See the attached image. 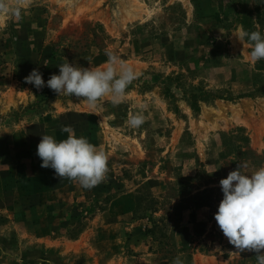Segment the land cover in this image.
I'll return each mask as SVG.
<instances>
[{"label": "rangeland", "instance_id": "rangeland-1", "mask_svg": "<svg viewBox=\"0 0 264 264\" xmlns=\"http://www.w3.org/2000/svg\"><path fill=\"white\" fill-rule=\"evenodd\" d=\"M255 1L27 0L21 19L0 14V264H236L251 253H236L214 216L221 179L238 164L264 167V61H250L233 22ZM106 50L138 74L119 106L92 109L24 81L38 69L46 84L65 62L103 67ZM169 75L211 96L198 111L181 92L171 101L150 85ZM64 126L108 156L91 190L41 167L42 135L64 140ZM218 132L246 136L249 153L222 158ZM138 190L153 211L136 209Z\"/></svg>", "mask_w": 264, "mask_h": 264}, {"label": "clouds", "instance_id": "clouds-1", "mask_svg": "<svg viewBox=\"0 0 264 264\" xmlns=\"http://www.w3.org/2000/svg\"><path fill=\"white\" fill-rule=\"evenodd\" d=\"M26 2L0 0V14L21 19ZM234 36L242 44L247 38L253 64L264 59V36L259 31L249 33L239 26ZM105 54L108 59L103 67H76L65 62L58 66L59 74L51 75L46 84L38 69H33L24 81L37 90L47 86L57 96L75 97L92 109L100 107L105 98L114 107L119 106L125 102L127 89L138 74L111 50ZM145 122L142 111L129 113L127 124L131 128L138 129ZM62 131L68 136L59 142L51 135H42L36 153L41 167L54 169L60 180L66 178L88 190L104 182L109 171L107 154L87 138H77L71 126H64ZM244 168L247 164H238L236 170L219 181L223 199L214 219L236 253L254 252L257 264H264V167L250 175L242 171ZM173 264H183L180 256Z\"/></svg>", "mask_w": 264, "mask_h": 264}, {"label": "trees", "instance_id": "trees-1", "mask_svg": "<svg viewBox=\"0 0 264 264\" xmlns=\"http://www.w3.org/2000/svg\"><path fill=\"white\" fill-rule=\"evenodd\" d=\"M255 5L253 7H247L243 4L236 7L233 17V22L239 23L241 26H243V29L249 33L253 31H259L262 35V29H264V3H262L260 0L255 1ZM262 5L263 7H260ZM257 24H259V27H257ZM264 59L258 61L260 66H262ZM177 76H166L162 79L153 80L152 83L158 82L161 86V89L166 97H169L171 101L175 100V92H181L182 96L186 99L189 106L194 110L198 111L199 104L198 101H206L208 100L209 96L208 93L203 91L202 89H199L198 87H192L191 89H180L179 83L176 81ZM214 98V97H213ZM217 134H220L221 142L223 145H225L223 153H221V156L227 157L231 154L235 155L236 159L239 155H247L249 153V148L246 147L248 138L246 136L240 135L238 136L240 139L243 140L242 144H236L231 142L232 135H229L225 132H218ZM246 147V149H243V147ZM236 159H234L236 162ZM231 161V160H230ZM143 192H140L138 190L136 194V209L142 207V208H148L149 210L153 211L154 208L152 205L155 203V199L153 197L149 196L146 200L147 205L142 206V199ZM144 198V197H143ZM146 208V209H147ZM256 253L251 252L248 254H243L242 258L237 261L236 264H257L256 260Z\"/></svg>", "mask_w": 264, "mask_h": 264}, {"label": "bare ground", "instance_id": "bare-ground-1", "mask_svg": "<svg viewBox=\"0 0 264 264\" xmlns=\"http://www.w3.org/2000/svg\"><path fill=\"white\" fill-rule=\"evenodd\" d=\"M231 111H233L234 115L239 113L238 109H235L234 107L232 108ZM239 116H240V115H239Z\"/></svg>", "mask_w": 264, "mask_h": 264}]
</instances>
